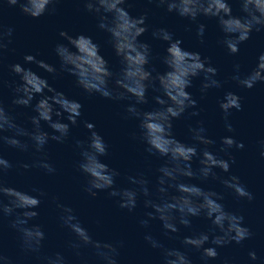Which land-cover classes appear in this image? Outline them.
<instances>
[{
    "label": "clouds",
    "instance_id": "1",
    "mask_svg": "<svg viewBox=\"0 0 264 264\" xmlns=\"http://www.w3.org/2000/svg\"><path fill=\"white\" fill-rule=\"evenodd\" d=\"M60 0H3V5L9 8H18L19 12L32 19L43 16L46 12H55V5ZM84 10L93 13L99 20L98 28L105 31L110 39L107 41L115 56L119 59L121 69L114 74L108 62L100 54V47L90 36L84 34L70 35L65 31L59 37L66 43L57 44L55 54L59 60L61 71L75 78V86L88 96L98 95L103 99L123 101L131 100L125 111L130 117L139 121V139L145 145L149 155L166 158L163 166L156 171V187L153 193L149 191L148 181L142 176H129L128 182L136 185L135 189H118L115 187V178L119 172L110 168L102 158L108 155V144L104 138L94 130L92 123H84L89 135L86 140L76 141L80 150V160L77 170L86 177L84 191L92 198L97 192L107 191L111 198H118L120 209L132 212L137 206L138 197H143V206L151 209L145 215L147 219L141 220L142 227H147L150 220H158L165 235L176 234L179 226L191 227L193 217H203L211 221L210 233H193L183 238L181 243L201 252V259L205 262L214 260L218 256L217 248L230 243L240 244L252 236L247 227L243 226V216L226 211L219 201L221 194L215 191H205L201 187L187 183L196 178L207 181L219 179L226 189L231 190L238 199L251 201L252 194L239 181L236 176L221 179L214 169L227 173L230 168L229 161L218 158L209 151V146L215 142L205 135L206 129L202 123L196 128H189L192 144L177 140L172 132V121L179 119L188 109L196 108L197 101L186 89L192 86V80L202 76L200 92L203 96L209 88H220L221 83L214 79L217 70L210 66L207 58L202 59L197 52H190L181 47L182 41L173 40V34L167 29L153 30L151 35L168 46L165 54L160 58L166 66L164 73L156 72L155 68L149 69L150 47L141 42L139 38L148 30L145 24L147 17L140 15L133 17L123 7L126 0H82ZM158 7H165L168 13L175 12L179 17L189 21H196L198 16L215 18L224 39L218 43L223 45L230 55L239 51V45L247 41L253 30H264V0H238L243 16H233L232 9L227 0H149ZM0 5V14L3 12ZM205 31L203 24L197 25L196 35L202 37ZM13 29L5 28L0 23V59L3 52L11 43ZM201 43L203 40L201 39ZM72 49H75L73 51ZM25 64H35L37 68L52 75H58L56 69L48 63L37 60L33 55L23 57ZM240 65H234L237 75L232 77L238 86L251 89L257 83H264V53L257 58L256 67L243 78L239 75ZM10 71L19 77V83L12 89L13 106L31 107L35 115L29 118L31 130L21 127L14 122V117L5 109L0 100V144L27 151L31 146L35 152H42L49 141L63 143L69 135V126L75 127L81 117L82 105L69 99L63 92L51 87L45 78L40 77L30 68L20 64L11 65ZM153 72H156L153 75ZM159 92L153 97L157 105L151 111H141L136 106L148 103L146 92L148 89ZM41 97L33 106L34 97ZM240 97L232 92H226L219 102V109L224 114L225 128L233 132L228 116L232 110L240 111ZM198 111H192L189 116H198ZM55 117L56 119H53ZM67 123L62 122V118ZM41 122L52 130L53 134L44 131ZM11 135H4V133ZM17 137L27 138L21 142ZM135 138V137H134ZM223 146L220 151L227 152L235 147L243 148L242 143L236 142L232 137H223L220 141ZM264 158V140L259 142ZM197 145L203 146L200 151ZM198 159V169L193 170V159ZM232 160L231 157H229ZM235 161L232 160V163ZM35 167L45 170L48 174L55 169L42 158ZM22 168L28 169L29 165L23 164ZM12 164L0 155V221L5 217L15 218L10 221L9 227L20 234L21 247L25 252L34 253L41 249L44 232L39 225L28 226L30 221L38 217L37 209L46 193L32 189L37 195L33 196L10 187H6L3 177ZM6 199V203H5ZM62 210L61 223L73 235L74 241L69 245L74 255L81 257L80 249H91L98 264H117L119 256L118 247L112 243L94 240L88 230L74 214L73 209L57 204ZM218 232L219 235L214 233ZM171 238V237H170ZM145 241L154 249H162L163 264H192L189 258L176 249H164L163 245L150 235L144 237ZM210 247H204L206 244ZM202 250V251H201ZM249 259H257L255 252H250ZM45 264H67L63 255L56 253L46 257ZM0 264H11L7 256L0 251ZM227 264V262H225Z\"/></svg>",
    "mask_w": 264,
    "mask_h": 264
},
{
    "label": "water",
    "instance_id": "2",
    "mask_svg": "<svg viewBox=\"0 0 264 264\" xmlns=\"http://www.w3.org/2000/svg\"><path fill=\"white\" fill-rule=\"evenodd\" d=\"M233 16H243L238 0H227ZM3 5V0H0ZM55 12H47L32 19L24 16L18 8H9L3 5L0 14V23L5 28H12L11 43L3 52L0 59V100L9 114L14 117V122L21 127L31 130L29 118L35 113L31 107L23 108L13 106L14 99L12 89L19 83V77L15 76L10 67L20 64L24 68H30L40 77L45 78L49 85L59 92H63L69 99L78 101L82 105L81 117L75 127L69 126V135L63 143L49 141L42 152H35L30 146L27 151H20L7 145L0 144V155L12 164V168L4 175L6 187H10L30 195H37L32 189L43 191L46 195L41 198L37 209L38 217L30 221L28 226L39 225L44 232V240L41 242L39 252H25L21 247L20 234L9 227L10 221L15 217H5L0 221V251L9 258L11 264H45L46 257L56 253L63 255L67 264H98L91 249H80L81 257L74 255L69 245L74 241L72 233L62 225L60 217L62 210L57 204L73 209L82 226L91 234L94 240L108 242L118 247L119 256L117 264H163L162 249L152 248L144 239L150 235L163 245L164 249H176L184 253L192 264H264V158L261 157L260 144L264 140V83H257L253 88L246 89L238 86L232 80L237 73L234 65H240L239 75L243 78L256 67L257 58L264 53V30L252 31L247 41L239 45V51L230 55L226 48L218 41L224 39V34L218 27L215 18L198 16L192 22L179 17L175 12L168 13L165 7H158L155 2L149 0H126L125 7L133 17L145 15L147 31L139 38L150 47L149 69L155 68L156 72L167 71L160 58L165 54L167 44L154 39L153 30L164 28L173 34V40L182 41L181 47L190 52H197L201 58H207L210 66L217 70L213 77L221 83L220 88H209L201 95L200 85L203 77L192 80V86L188 91L197 101L196 108L188 109L179 119L173 120L172 132L174 137L186 144L194 143L191 140L189 128H196L198 123L206 129L205 135L215 143L209 146V151L218 158L229 161L230 168L227 173L214 169L221 179L236 176L249 191L253 199H238L234 193L226 189L220 180L207 181L192 179L187 183L195 184L205 191H215L223 196L219 201L226 211L243 216V226L252 233L249 239L240 244L235 242L227 246L217 248L218 256L207 262L201 259V252L184 246L183 238L193 233H210L211 221L203 217H193L191 227L184 228L178 225L176 234L165 235L158 220H150L147 227H142L141 220L147 219L145 215L151 209L143 206L144 198L138 197L136 208L130 213L126 209H120L118 198H111L107 191L97 192L95 198L90 197L85 191L86 177L78 170L80 150L76 147V141H84L89 133L84 123H92L94 130L98 132L108 144V155L102 160L110 168L119 172L115 178V187L118 189H135L137 186L128 182L129 176H142L148 181L149 191L153 193L158 177L157 169L163 166L166 158L149 155L145 151V145L139 139V121L130 117L125 109L131 100L114 101L103 99L98 95L88 96L75 86V78L61 71L59 60L55 54L57 44L66 43L59 37L61 31L70 35L84 34L90 36L100 47V54L108 62L110 70L118 74L121 69L119 59L115 56L108 34L98 28L99 20L93 13L84 10L82 0H60L55 5ZM203 24L205 31L202 37H197V25ZM201 39L203 43H201ZM75 51V49H72ZM33 55L37 60H42L52 65L58 75H52L36 67L35 64H25L23 57ZM153 72V75L156 74ZM226 92H232L239 96L241 110H232L228 116V122L234 131L228 132L225 128L224 114L219 109V102ZM159 92L151 88L146 92L148 103L137 105L141 111H151L157 107L153 97ZM41 97H34L32 105ZM192 111H198V116H189ZM53 119H56L53 117ZM62 122L67 123L61 118ZM42 129L50 135L52 130L41 122ZM11 135V133H4ZM135 137V138H134ZM223 137H232L236 142L242 143L243 148L235 147L221 152L220 143ZM21 142H27V138L17 137ZM203 146L197 145L198 152ZM232 158L235 162L232 163ZM42 158H46L55 172L48 174L45 170L35 167ZM29 165L24 169L21 165ZM193 170L198 169V159L192 162ZM5 199V203H6ZM219 235L218 232L214 233ZM212 233H210L211 239ZM171 237V238H170ZM212 246L210 243L204 247ZM202 251V250H201ZM255 252L257 259H249V253Z\"/></svg>",
    "mask_w": 264,
    "mask_h": 264
}]
</instances>
